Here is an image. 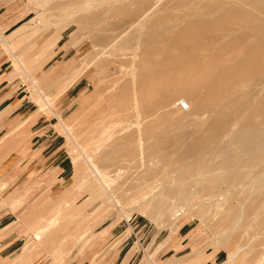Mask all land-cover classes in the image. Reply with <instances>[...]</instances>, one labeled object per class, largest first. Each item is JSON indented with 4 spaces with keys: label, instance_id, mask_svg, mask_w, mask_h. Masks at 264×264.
I'll list each match as a JSON object with an SVG mask.
<instances>
[{
    "label": "rangeland",
    "instance_id": "374dc122",
    "mask_svg": "<svg viewBox=\"0 0 264 264\" xmlns=\"http://www.w3.org/2000/svg\"><path fill=\"white\" fill-rule=\"evenodd\" d=\"M69 1H5L22 18L0 38L12 66L1 92L18 114L0 133V214L14 213L7 232L19 249L0 250V264H264V141L249 156L230 142L244 116L230 121L211 143L220 149L182 179L177 150L212 114L199 112L203 90L191 88L186 64L177 80H152L181 42L231 46L264 0H147L132 14L95 18L87 11L115 1ZM239 9L242 22L230 14ZM244 80L231 91L263 94L260 77L256 87ZM178 99L193 108L182 112ZM253 121L264 135V116ZM154 137L163 159L150 153ZM228 172L234 180L220 182Z\"/></svg>",
    "mask_w": 264,
    "mask_h": 264
},
{
    "label": "bare ground",
    "instance_id": "6f19581e",
    "mask_svg": "<svg viewBox=\"0 0 264 264\" xmlns=\"http://www.w3.org/2000/svg\"><path fill=\"white\" fill-rule=\"evenodd\" d=\"M113 1H115V4L112 3L106 7H103L100 10H96L97 12L95 11H87V12L90 14V17H94V18L97 16H105L106 14L109 15V13L111 16L129 15L132 14L133 12L132 10H130V8L132 9L136 5L141 6L142 4L147 2V0H123L122 2L117 0H113ZM69 2L70 5H79L82 7H85V5L88 3L85 0H70ZM149 2L151 3V1ZM149 2H148V6L150 7ZM209 5H208L209 8L207 9H212L213 6L217 7L216 4L210 6ZM221 7L222 6H220V8ZM224 8L225 7H223L221 10L229 9V8L228 9H224ZM73 11L74 10H72V12ZM145 11H147V9H145ZM259 12H260V16H262L261 18L257 17V19H254V16L251 15L244 16L245 17L244 20L242 19L244 23V26L242 28L244 29V31L242 30V32L238 35V38H236L235 42L232 44L233 46L232 45L221 46L219 49L214 48L216 45H214L213 43L220 42V40L216 42L213 41L210 44L200 45V46H197L190 42L187 43L181 42V44H179L175 48V50L177 51H181V50L183 51L181 55H176L172 53L168 56L167 55L164 56V58L161 61L156 62L157 63L156 65H158V68H161V70L164 67V70L161 73H157L153 76L152 80L157 84L163 78H168L169 76L173 77L174 80H177L180 77H182L181 75H182L183 67L181 69V65L186 64L190 69L187 70L190 71L189 76L191 77L190 78L191 88H194L197 91L203 90V94H202L203 98L201 100L199 112L202 113L203 111H205V112H210V114H212L211 116H203L198 123L196 122L197 123L195 125L196 132L194 133V135H192L193 138L192 142L187 144V146H184V148L181 147L179 148V150H177L178 154H180L178 160L179 164L177 165V167L173 168V170L174 172L178 173L182 179H184V177L188 173H190V171L202 168V166L204 165V161L206 160L207 156L210 154V151H214V150L216 151L220 149L217 143H215L216 146L214 148L212 147L211 143L215 142L218 137L220 138L221 137L220 135L225 134L224 132H226L228 129L226 128V126L230 123V121L233 120L239 121L243 116H244L243 118L244 120L241 123L240 129L238 131H235L234 135L230 139V142L231 141L234 142V144L237 147L244 149L246 152H249V156H254L255 154L261 153V149L264 141V135L262 134V132L261 133L258 132L256 128H253L254 125H252L253 124L252 121L254 118H260L264 116V8H260ZM240 13H241L240 9L239 11L231 10L230 12L231 17H233L235 20L238 19ZM85 19L86 18H84V20ZM238 20L242 22L241 19ZM233 23L234 22H232V24ZM238 26L239 25H237V27ZM231 28L232 27L229 26L228 24V26L223 28V30L230 31ZM205 32L206 30H202L201 34L202 33L205 34ZM196 36H200L199 33ZM191 37L192 36L190 35V37L188 38L191 39ZM148 62L146 60H143L140 63L146 66L148 65ZM197 66H199L200 68L198 69ZM158 68L154 69V71L157 70ZM253 69H258L259 72L257 76H253L252 74ZM254 71L256 72L257 70ZM259 77L260 80L262 79L261 82H263L262 95L257 94V92L255 91H254L255 93H253L254 96L248 95L243 89H240L234 93L230 89L235 84L236 85L238 83L242 84L240 81L244 79H245L244 81H246V79L248 78L250 79V81L247 87L253 86L256 84L255 83L256 79ZM146 78L148 77L146 76ZM150 80L148 81V83L150 82ZM146 81L147 80H145L144 82L141 81L142 83L140 84L144 85L145 83H147ZM166 85H170V82L167 81ZM256 86L257 85H255V87ZM141 91L144 90L142 89L139 90L138 88L137 92L141 93ZM133 94L135 95L134 92ZM256 101H258V103H256ZM185 103H186V109L181 110L182 112L193 108L191 104L187 103V101ZM246 111L249 112L245 113ZM170 118L171 117H168L167 119ZM170 121H172V119H170ZM158 138L154 137L155 145L151 147L150 153L151 155L153 154L155 156H158L160 159H163L165 156L160 153V150L162 149V147L160 146H163V141ZM121 148L122 151L124 152L129 153L130 151L129 144L128 146ZM131 154L132 153L130 152L129 155L131 156ZM185 160H190V161L185 163ZM228 160L229 159L227 157L225 159V162H223V165L226 167H229ZM233 178L234 175L232 174V172H228V174H225L223 178L220 179V182L229 183Z\"/></svg>",
    "mask_w": 264,
    "mask_h": 264
},
{
    "label": "crops",
    "instance_id": "0c3cea01",
    "mask_svg": "<svg viewBox=\"0 0 264 264\" xmlns=\"http://www.w3.org/2000/svg\"><path fill=\"white\" fill-rule=\"evenodd\" d=\"M5 1L8 0H0V38L8 36L12 34V32H15V30H18L21 26V18H14L12 8L7 7ZM12 68L10 65V60L5 52L0 50V133L2 130H6L9 128L7 124L9 122H14L17 118L16 116L18 114L13 113L11 111H14L11 108L12 104L9 101V96H4L3 92H1L3 85V81L5 80V76L8 75L9 70ZM7 123V124H5ZM7 138V137H6ZM10 142L12 140L11 137ZM8 143L5 140L4 143H2V140L0 141V147L3 148ZM14 147H12L10 150H7V152H15L18 148L17 139L14 141ZM14 213L11 211H3L0 214V232H3L5 237V242L0 244V250H10V251H17L19 249L18 245L16 246V243L18 241L17 237H13V232L8 231L9 228L17 221L16 218L13 215Z\"/></svg>",
    "mask_w": 264,
    "mask_h": 264
},
{
    "label": "built area",
    "instance_id": "2783aa9c",
    "mask_svg": "<svg viewBox=\"0 0 264 264\" xmlns=\"http://www.w3.org/2000/svg\"><path fill=\"white\" fill-rule=\"evenodd\" d=\"M176 105L177 107L180 109V110H185L186 109V103L184 100H180L178 99V101L176 102Z\"/></svg>",
    "mask_w": 264,
    "mask_h": 264
}]
</instances>
